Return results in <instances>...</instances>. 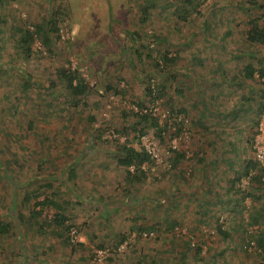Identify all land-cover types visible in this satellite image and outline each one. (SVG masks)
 <instances>
[{"label":"rangeland","instance_id":"rangeland-1","mask_svg":"<svg viewBox=\"0 0 264 264\" xmlns=\"http://www.w3.org/2000/svg\"><path fill=\"white\" fill-rule=\"evenodd\" d=\"M143 1L0 0V220L11 225L0 236V264H264V255L243 249L246 227L237 226L248 210L264 207V185L242 175L235 182L241 192L232 188L235 172L254 160L248 138L264 99L258 81L240 72L249 61L264 67V46L245 39L249 20L264 9L248 0H201L200 12L190 10L182 20L173 0H156L141 24ZM55 18L59 37L52 34V52L37 37L25 58L16 28L44 24L47 31ZM158 50L177 55V62L156 66L146 55L157 59ZM59 66L79 70L92 86L81 103L61 87ZM148 83L165 86V94L149 102ZM169 98L186 111L190 130L189 141L178 146L188 159L173 170H167L173 130L160 140L146 126L137 140L138 131L125 127L133 117L122 118L136 102L162 118ZM108 126L99 139L97 129ZM122 128L127 138L116 132ZM114 138L157 153L146 178L124 181ZM46 180L51 188L45 194L55 192L71 218L75 248L63 241L70 234L53 231L57 227L29 228L34 199L24 201V194ZM209 186L226 191L213 195ZM235 201L248 210L231 212ZM53 216L47 207L39 220ZM217 225L230 236L222 238ZM142 226L154 229L147 233ZM97 250H105L101 259Z\"/></svg>","mask_w":264,"mask_h":264},{"label":"trees","instance_id":"trees-1","mask_svg":"<svg viewBox=\"0 0 264 264\" xmlns=\"http://www.w3.org/2000/svg\"><path fill=\"white\" fill-rule=\"evenodd\" d=\"M149 0H144L142 3L138 5L139 10V16H138V22L143 23L147 22L149 19L150 12L155 7L154 3L156 0H153L154 2H148ZM253 7H256L257 9H264V0H248ZM174 5L175 12L177 14L178 19L184 20L185 17L189 14L190 10H193L194 12H200L199 6L201 4V0H173L172 1ZM168 5V4H167ZM264 12V11H263ZM261 13L260 15H257L256 17H253L249 20L250 27L245 33V39L250 43H255L261 46H264V13ZM60 18L50 19L48 23H46V30L44 24L34 25V27H27L23 24H20L17 29V37L18 43L21 47V51L24 54L25 58H29L33 54V43L37 37L41 38L40 42L42 44L43 49L45 48L49 52H52L51 50V38L52 34H56L55 37H59V26L58 21ZM134 33V32H133ZM135 34V33H134ZM140 38V35H138ZM151 38L153 40H157L158 36L151 34ZM136 51V50H135ZM136 54L142 55L140 51H137ZM149 59H152L155 62V65L163 68L164 66H170L171 64H174L177 62V55H169L167 51H160L158 50V58H154L152 53L148 52L146 55ZM58 80L61 82V87L64 89V91L74 97L75 104H79L82 102V98L87 94L88 91L92 88V86L89 84V82L85 79L84 76L79 72L77 69H71L70 67L65 66H59L55 71ZM240 75L243 76L245 79H248L250 81L257 80L259 83V94L264 99V67H258L252 62H247L242 68ZM29 76V75H28ZM159 86V85H158ZM152 87L149 83L146 86V93L150 96V101H154L155 98H160L165 94L164 89L165 86L160 85L159 87ZM107 88H112V86L109 84ZM114 92L117 93V90L115 88ZM157 96V97H156ZM171 98L168 99V110L170 113V119L173 117L176 113H185L186 111L184 109H175L171 106ZM152 101V102H153ZM136 109H130L128 110H122V118L123 120H127L128 117H133L130 124L125 126L128 129L138 131V135L133 137L137 140L141 135L145 133V130L143 129L146 126H150L154 134L160 139L164 140L166 134L170 130L169 128V120L166 118L161 119V115L155 112H144L142 109L144 108V104L142 102H136L135 104ZM258 111V117L256 121L253 124L252 133L248 138V141L250 142L253 139L254 134L256 133V127L258 124L259 117L261 113L264 111V102L262 101L257 106ZM90 122L92 123L94 121L93 117H89ZM199 124L202 125L201 119L198 118ZM32 123V122H31ZM176 124L175 129L173 130L172 135L170 138L177 136L180 134L182 129L181 123H174ZM126 128H122L117 133H123L126 134L128 131ZM110 129V127H106L103 129H97L96 136L99 139H102L104 134ZM126 134V138H127ZM115 140L114 149L113 152L115 154V160L116 164L121 167L124 171V181H130L132 184L136 181L139 182L142 178H146V175L151 172V165H153V158L151 154L148 152L145 146L141 145L140 147H135L133 145V139H125L124 141H120L118 139H111ZM135 140V139H134ZM140 143V142H139ZM170 151V157L168 159L169 161V169H176L180 166V164L188 159V157L185 155L186 153L180 149V147L176 149L169 148ZM146 164V170L142 168L143 164ZM133 167V170L131 171L130 167ZM180 174L183 178H186L185 174L187 171L185 169H179ZM251 171H253V174H250ZM173 172V171H172ZM74 171L71 170L70 177L72 178ZM244 176H249V180L251 182H258L264 185V181L262 178L264 177V168L261 167L255 160H249L246 163L245 170L243 173ZM240 175L234 180L238 181L240 179ZM233 182V183H234ZM51 183L49 181H43L40 183L35 189H33L30 192H26L24 194V201L29 202L31 199H34L33 207L30 210V219L28 220L29 228H34L36 231L43 232L46 230V228L51 227H57L59 230L53 229L54 232L58 234L60 237H64L65 233L69 234V231L72 228V224L68 223V221L71 220L66 215V208L64 207V202H58L56 198L54 197L56 194L55 192H51L50 194H45L46 188H51ZM262 192L261 190H256L254 194H257ZM238 192V191H237ZM249 194V193H247ZM42 196V198H40ZM255 197V196H254ZM173 201H171L172 204H175V200L172 198ZM51 207L54 209V216L52 219L48 221L47 218L44 220H39L42 215L43 209ZM35 208V209H34ZM37 208V209H36ZM20 218V217H16ZM264 220V207H260L255 211H252L248 214V219L246 222L243 221V219L240 220L239 227H246V236H245V244L248 246L249 242L251 240L255 241L256 243V249L259 253H261L262 257L264 255V228L259 233H250L248 232V228L251 225H255L258 223H261V221ZM26 222V220H25ZM169 228H174L176 223L174 221H169ZM141 231H146L147 233H150L153 231V226H142L139 227ZM218 234L222 238H228L230 236V229L223 230L222 225H217L216 227ZM11 230V225L9 221H3L0 220V236L8 235ZM126 236H121L120 240L124 241L126 240ZM63 241L66 244L71 245L70 247L75 248L76 245H78V242H72L70 241L69 235L65 236L63 238ZM198 250H201V247L197 248ZM264 258V257H263Z\"/></svg>","mask_w":264,"mask_h":264},{"label":"built area","instance_id":"built-area-1","mask_svg":"<svg viewBox=\"0 0 264 264\" xmlns=\"http://www.w3.org/2000/svg\"><path fill=\"white\" fill-rule=\"evenodd\" d=\"M154 110H156V109L154 108ZM154 110L146 108V107L142 109V111H144V112H146V111L155 112ZM155 113H157V112H155ZM162 116L163 117L161 119L166 118L167 120H169V128L172 129V130H174L175 126H176V124H174V123H181L182 124V129H181L180 134L177 135V136L172 137L171 140H170V143H171L170 147L172 149L178 148L180 141H183V142H188L189 141L190 130H189L188 126H187L188 120H187V117H185L183 115V113H176L170 119V113H169V110L167 109L165 111V113H163ZM143 146L146 147L148 152L151 154L152 158H155L157 160V158H158L157 153H155L154 150H150L147 145H143ZM251 148H252L253 153H254V160L261 167L264 168V111L261 113V115L259 117L258 124H257V127H256V133L254 134L253 139L251 141ZM146 166L147 165L144 163L142 165V168L144 170H146ZM130 169L132 171L133 167L131 166ZM250 174H253V171H251ZM262 180L264 181V177L262 178ZM263 228H264V223H258V224L249 226L248 232L257 234ZM69 234H70L69 235L70 241L76 242L78 240L77 236L75 235V230L71 229V232ZM243 249L257 250L255 241L251 240L249 242L248 246L246 244H244L243 245ZM104 253H105V250H102V251L101 250H97L95 256L98 259H101L103 257Z\"/></svg>","mask_w":264,"mask_h":264},{"label":"crops","instance_id":"crops-1","mask_svg":"<svg viewBox=\"0 0 264 264\" xmlns=\"http://www.w3.org/2000/svg\"><path fill=\"white\" fill-rule=\"evenodd\" d=\"M210 160V159H209ZM245 166H246V163L244 164V167L242 168V171H240V172H235V175H236V177H234L233 178V180H235L239 175L240 176H242L243 175V173H244V170H245ZM210 172H214V171H210ZM211 173V174H212ZM212 176L213 175H211L210 176V178H212ZM247 178L249 177V176H246ZM211 180V179H210ZM216 182V181H215ZM236 182H238L237 180H236ZM232 186H234V187H232ZM232 186H230V187H228V188H234L236 191L237 190H239V187H237L236 186V184H235V182L232 184ZM217 190H218V192H219V194H223V193H225V191H226V189H224L223 190V193H221L222 191V189H217V188H212V186H209V189L207 190L210 194L212 193L213 195H216V194H218V192H217ZM240 191V190H239ZM241 192V191H240ZM223 198H225L224 196H218V202H222L221 200H223ZM211 206H212V204H211V202L209 203ZM210 205H208V206H206V209H204V211H207L209 208H211V206ZM209 207V208H208ZM258 208H260V207H257V208H255V209H253V210H248L246 207H244V205H243V203H241V202H238V201H235L232 205H231V207H230V211L231 212H234V213H239L240 212V214L242 213V211H244V212H246L247 210H248V212L246 213L247 215L250 213V212H252V211H255V210H257ZM208 212V211H207ZM243 217L245 216V215H242ZM243 219V221L244 222H246L247 221V219H248V216L247 217H244V218H242ZM235 222H233L232 224H234ZM238 223L240 224L241 222L240 221H238ZM237 226H238V224H237ZM231 232V231H230Z\"/></svg>","mask_w":264,"mask_h":264}]
</instances>
